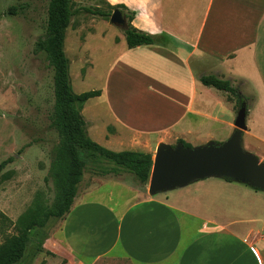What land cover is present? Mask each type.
<instances>
[{
    "label": "crops",
    "instance_id": "obj_1",
    "mask_svg": "<svg viewBox=\"0 0 264 264\" xmlns=\"http://www.w3.org/2000/svg\"><path fill=\"white\" fill-rule=\"evenodd\" d=\"M104 1L124 5L153 43L129 48L122 35L100 96L81 110L87 136L111 151L149 154L160 143L225 141L236 103L200 81L215 76L246 98L242 148L264 163V0ZM69 79L73 90L70 70ZM131 175L76 194L34 260L264 264V192L211 177L150 195Z\"/></svg>",
    "mask_w": 264,
    "mask_h": 264
},
{
    "label": "rangeland",
    "instance_id": "obj_2",
    "mask_svg": "<svg viewBox=\"0 0 264 264\" xmlns=\"http://www.w3.org/2000/svg\"><path fill=\"white\" fill-rule=\"evenodd\" d=\"M48 4L49 0H0V214L7 218L0 215V244L19 233L38 207H50L57 201L51 170L60 145L52 126L53 71L40 47L46 38ZM12 6L15 14L9 15L7 10ZM83 7L113 10L104 0H71L73 16L65 30L64 50L75 93L100 89L120 51L121 46L116 45L123 35L109 18L86 12ZM156 146L151 148L152 158ZM111 166L97 160L89 162L76 194L97 180L131 174L125 170L108 173ZM60 219L50 218L43 229L31 231L24 264H64L49 253L34 260L38 241L48 236Z\"/></svg>",
    "mask_w": 264,
    "mask_h": 264
},
{
    "label": "trees",
    "instance_id": "obj_3",
    "mask_svg": "<svg viewBox=\"0 0 264 264\" xmlns=\"http://www.w3.org/2000/svg\"><path fill=\"white\" fill-rule=\"evenodd\" d=\"M110 9H120L127 21L126 29H122L126 44L129 48L141 45H150L153 38L145 32L131 26L133 13L120 4L110 6ZM82 10L99 15L105 19L110 18L111 11L104 12L99 9L83 7ZM15 8L9 7L7 13L14 15ZM112 10V11H113ZM73 16L71 0H49L47 9L46 38L40 47L46 53L48 63L53 71V118L52 126L60 138V145L56 150L55 160L52 164V177L57 188V201L50 207L39 209L26 219L25 225L16 235L8 236L0 244V264H24L25 251L30 242L31 231L43 229L50 218H63L73 204L77 185L82 179L83 169L91 161L111 164L108 173L125 170L131 173L140 184H146L151 172L152 157L149 153L134 151H111L93 142L85 129V121L81 115L84 103L94 97L100 96L99 90H90L75 94L69 79V62L63 50L65 30ZM200 81L205 86L225 91L234 97L236 108L246 103V98L232 87L228 80L215 76H203ZM177 143L191 147L182 140ZM106 175L107 172H102ZM227 181H231L226 179ZM5 220L6 216L0 214ZM43 235L37 243V250L47 239Z\"/></svg>",
    "mask_w": 264,
    "mask_h": 264
},
{
    "label": "water",
    "instance_id": "obj_4",
    "mask_svg": "<svg viewBox=\"0 0 264 264\" xmlns=\"http://www.w3.org/2000/svg\"><path fill=\"white\" fill-rule=\"evenodd\" d=\"M109 23L126 29L127 22L120 9H114ZM246 103L236 111L234 131L221 144L207 142L196 147L181 143L156 146L147 182L150 195L182 188L192 182L217 177L245 184L264 192V163L242 148V134L246 130Z\"/></svg>",
    "mask_w": 264,
    "mask_h": 264
},
{
    "label": "built area",
    "instance_id": "obj_5",
    "mask_svg": "<svg viewBox=\"0 0 264 264\" xmlns=\"http://www.w3.org/2000/svg\"><path fill=\"white\" fill-rule=\"evenodd\" d=\"M206 227V225H203V228H205Z\"/></svg>",
    "mask_w": 264,
    "mask_h": 264
}]
</instances>
